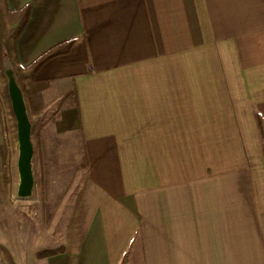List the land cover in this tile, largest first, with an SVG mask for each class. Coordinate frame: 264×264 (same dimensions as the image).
Here are the masks:
<instances>
[{
  "label": "crops",
  "instance_id": "0c3cea01",
  "mask_svg": "<svg viewBox=\"0 0 264 264\" xmlns=\"http://www.w3.org/2000/svg\"><path fill=\"white\" fill-rule=\"evenodd\" d=\"M5 6L24 19L27 116L59 107L53 146L85 172L64 252L39 259L8 186L0 102V264H264V0Z\"/></svg>",
  "mask_w": 264,
  "mask_h": 264
},
{
  "label": "rangeland",
  "instance_id": "374dc122",
  "mask_svg": "<svg viewBox=\"0 0 264 264\" xmlns=\"http://www.w3.org/2000/svg\"><path fill=\"white\" fill-rule=\"evenodd\" d=\"M23 21V17H17L7 10L5 0H0V102L7 104L11 123L6 154L7 181L12 198L18 200L20 210L25 212L30 230L35 228L40 231L41 244L35 247L41 245L40 250H49L63 247V230L71 211L73 196L81 185L85 167L63 166L68 158L59 156L56 151L60 147L53 146L59 140L53 131L59 107L43 110L39 119L32 122L29 120L33 145L32 191L26 197L18 194L20 148L12 91L16 88L24 103V87L30 71L20 67L14 57L15 40ZM30 115L34 117L33 114ZM33 255L26 258L25 264H49L47 261L35 260Z\"/></svg>",
  "mask_w": 264,
  "mask_h": 264
},
{
  "label": "water",
  "instance_id": "95a60500",
  "mask_svg": "<svg viewBox=\"0 0 264 264\" xmlns=\"http://www.w3.org/2000/svg\"><path fill=\"white\" fill-rule=\"evenodd\" d=\"M13 109L17 119L18 138H19V160L18 170L20 174V185L18 194L26 197L31 194L33 187V175L31 161L33 156V145L31 141L30 122L25 110V105L20 92L15 88L12 91Z\"/></svg>",
  "mask_w": 264,
  "mask_h": 264
},
{
  "label": "trees",
  "instance_id": "16d2710c",
  "mask_svg": "<svg viewBox=\"0 0 264 264\" xmlns=\"http://www.w3.org/2000/svg\"><path fill=\"white\" fill-rule=\"evenodd\" d=\"M50 53H51V51H49L48 53H46L43 56L39 57L37 60H35L30 65V67L34 71H36L38 68H40L50 58ZM259 124L261 126V131L263 132V135H264V126H263V123H262V120H261L260 117H259ZM63 252H64V248L63 247H59V248H55V249H49V250H43V251H40L37 254V257L39 259H43V258H46V257L57 255L59 253H63Z\"/></svg>",
  "mask_w": 264,
  "mask_h": 264
}]
</instances>
